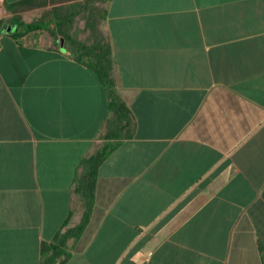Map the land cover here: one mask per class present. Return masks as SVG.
I'll use <instances>...</instances> for the list:
<instances>
[{
	"label": "crops",
	"instance_id": "0c3cea01",
	"mask_svg": "<svg viewBox=\"0 0 264 264\" xmlns=\"http://www.w3.org/2000/svg\"><path fill=\"white\" fill-rule=\"evenodd\" d=\"M2 1L0 264H264V0ZM87 8L131 135L99 165L83 230L59 241L112 117L59 29L73 14L85 41Z\"/></svg>",
	"mask_w": 264,
	"mask_h": 264
},
{
	"label": "trees",
	"instance_id": "16d2710c",
	"mask_svg": "<svg viewBox=\"0 0 264 264\" xmlns=\"http://www.w3.org/2000/svg\"><path fill=\"white\" fill-rule=\"evenodd\" d=\"M46 0H21L14 7L24 9H32L38 6H45ZM85 28L89 32V36L85 41L78 40L76 37L68 34L72 27L75 15L71 14L68 19L60 20L59 29L63 39L69 44L71 52L75 55L79 62L84 63L96 76L97 80L106 90L108 96V110L111 112L112 117L106 122V132L103 136V145L100 150L88 158H85L81 166L83 173L77 181L76 191L83 200L85 212L80 224L65 233H58L54 240H65L69 237L79 234L85 224L87 223L88 213L93 202V197L96 188V177L99 165L106 159L110 152L118 145V142L131 135L130 124V111L115 93L114 81L112 79V58L108 42L99 30V22L102 18V13L98 9H85ZM1 22V20H0ZM12 23L18 27L25 29L29 32L37 29V23L26 24L22 21L20 16L12 19ZM64 28V31L62 29ZM23 34L15 33L14 37H20ZM56 250L52 244L47 245L42 243L41 253L44 255L50 249ZM68 255L65 254V259L61 261L62 264ZM55 261L45 258L42 264H54ZM59 263V264H60Z\"/></svg>",
	"mask_w": 264,
	"mask_h": 264
},
{
	"label": "built area",
	"instance_id": "2783aa9c",
	"mask_svg": "<svg viewBox=\"0 0 264 264\" xmlns=\"http://www.w3.org/2000/svg\"><path fill=\"white\" fill-rule=\"evenodd\" d=\"M3 8H4V6H3V1L0 0V20L4 17V16H3V15H4Z\"/></svg>",
	"mask_w": 264,
	"mask_h": 264
}]
</instances>
